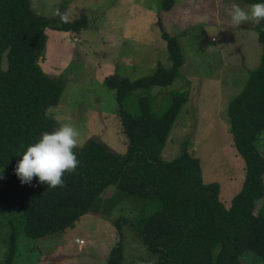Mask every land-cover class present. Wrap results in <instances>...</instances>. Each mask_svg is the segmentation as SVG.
Here are the masks:
<instances>
[{
	"label": "trees",
	"instance_id": "1",
	"mask_svg": "<svg viewBox=\"0 0 264 264\" xmlns=\"http://www.w3.org/2000/svg\"><path fill=\"white\" fill-rule=\"evenodd\" d=\"M174 4L175 0H162L160 7L169 10ZM88 24L84 14L64 23L59 15L36 13L30 0H0V168L7 170L0 198L10 200L20 210L22 232L32 239L62 232L95 211L104 191L116 185L124 195L144 202L143 216L115 220L119 240L106 264H124L125 223L158 256L152 264H245L241 255L247 250L264 259V202L256 212L257 203L264 198V154L259 148L264 134V21L256 25L263 46L260 64L228 105L234 145L246 166L243 186L230 208L220 200V184L204 182L200 160L188 149L170 160L163 158V148L188 93L177 94L160 116L147 96L138 97L136 112L127 108L132 91L169 85L177 76L184 59L176 38L166 32L163 37L170 67L158 64L154 73L136 80L118 73L104 79L116 91L128 151L112 152L104 142L91 138L74 150L80 164L74 173H65L64 187L48 189L38 178L31 184L21 183L15 169L23 152L40 133L52 132L58 126L47 110L41 114V107L51 100L58 104L66 86L64 76H51L42 67L46 30L79 32ZM9 46V68L4 71L1 59ZM12 232L7 263L16 247Z\"/></svg>",
	"mask_w": 264,
	"mask_h": 264
},
{
	"label": "rangeland",
	"instance_id": "2",
	"mask_svg": "<svg viewBox=\"0 0 264 264\" xmlns=\"http://www.w3.org/2000/svg\"><path fill=\"white\" fill-rule=\"evenodd\" d=\"M30 1L33 10L43 16L56 17L59 12L68 13L69 20L82 14L88 17V27L79 32L47 29V52L41 60L45 72L66 79L59 103L50 105L47 113L63 118L56 119L57 129L61 123H70L80 131V147L94 138L112 152L128 151L117 94L104 78L118 73L136 80L154 73L158 64L170 67L163 32L176 38L184 62L174 81L132 91L127 108L136 112L138 97L147 96L160 116L177 94L188 93L163 148V158L170 160L188 149L200 160L204 182H218L220 200L230 208L243 186L246 166L234 145L228 105L260 64L263 46L256 25L233 27L227 9L233 3L251 4L244 0H175L183 16L174 27L176 18L162 11V0ZM259 148L264 154V134ZM6 178L7 170L2 167L0 188ZM121 191L116 185L109 186L95 211L66 230L39 239L22 232L20 210L0 198V264H106L119 240L115 220L143 216L144 202ZM263 202L264 198L257 203L256 212ZM12 231L16 247L7 263ZM123 232L124 264H152L158 259L131 225L123 224ZM241 259L245 264H264L253 250L243 252Z\"/></svg>",
	"mask_w": 264,
	"mask_h": 264
},
{
	"label": "clouds",
	"instance_id": "3",
	"mask_svg": "<svg viewBox=\"0 0 264 264\" xmlns=\"http://www.w3.org/2000/svg\"><path fill=\"white\" fill-rule=\"evenodd\" d=\"M227 14L235 28L246 23L260 25L264 21V2L248 7L233 3ZM57 15L62 22H69L68 13L58 12ZM56 119L63 118L57 116ZM80 139V131L70 123H61L58 129L44 132L35 143L27 146L16 165L15 174L22 184H31L34 178H38V182L46 184L48 189L64 187L65 173H74L80 164L74 151L80 147Z\"/></svg>",
	"mask_w": 264,
	"mask_h": 264
},
{
	"label": "water",
	"instance_id": "4",
	"mask_svg": "<svg viewBox=\"0 0 264 264\" xmlns=\"http://www.w3.org/2000/svg\"><path fill=\"white\" fill-rule=\"evenodd\" d=\"M10 51H11V46H9L7 49H5V51H4L3 54H2L1 68H2V70H4V71L8 70V68H9V56H8V55H9ZM52 104H53V101H52V100L46 102L45 104H43L42 107H41V114H42V115H45L47 108H48L50 105H52ZM42 134H43V133H40V134L38 135V138H39Z\"/></svg>",
	"mask_w": 264,
	"mask_h": 264
},
{
	"label": "crops",
	"instance_id": "5",
	"mask_svg": "<svg viewBox=\"0 0 264 264\" xmlns=\"http://www.w3.org/2000/svg\"><path fill=\"white\" fill-rule=\"evenodd\" d=\"M245 1V0H244ZM191 2V1H190ZM164 13L165 12H168V14L169 15H171L172 17H174V18H176V22L174 21L173 22V25H174V27H176L179 23H178V19H180L183 15H182V13L180 12V11H177V7L174 5L171 9H169V10H162ZM162 12V13H163ZM183 12V11H182ZM213 23H215V21L213 22ZM46 32H47V30H46ZM258 39H259V37H258ZM182 67V66H181ZM111 74H113V73H111ZM108 76V75H107ZM106 77V76H105ZM105 79V78H104Z\"/></svg>",
	"mask_w": 264,
	"mask_h": 264
},
{
	"label": "built area",
	"instance_id": "6",
	"mask_svg": "<svg viewBox=\"0 0 264 264\" xmlns=\"http://www.w3.org/2000/svg\"><path fill=\"white\" fill-rule=\"evenodd\" d=\"M80 241V243H82L83 241H81V240H79Z\"/></svg>",
	"mask_w": 264,
	"mask_h": 264
}]
</instances>
